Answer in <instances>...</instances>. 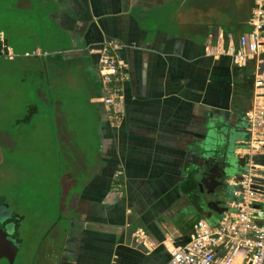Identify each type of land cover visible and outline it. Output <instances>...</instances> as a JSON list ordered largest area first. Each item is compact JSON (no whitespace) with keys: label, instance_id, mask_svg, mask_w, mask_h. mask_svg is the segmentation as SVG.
I'll return each mask as SVG.
<instances>
[{"label":"crops","instance_id":"0c3cea01","mask_svg":"<svg viewBox=\"0 0 264 264\" xmlns=\"http://www.w3.org/2000/svg\"><path fill=\"white\" fill-rule=\"evenodd\" d=\"M0 3L8 18L0 55L5 49L49 68L52 99L58 101L62 85L72 98L97 106L98 169L72 198L69 214L52 225L50 242L40 247L42 264H165L168 248L185 244L197 221L214 225L222 215L207 219L200 186L227 141L208 151L200 145L235 128L234 103L248 101L252 86L254 96L249 83L257 63L239 67L221 48L252 31L254 0ZM50 39L62 45L52 54L43 44ZM107 39L121 45L129 73L118 128L99 103L97 52ZM78 82L83 92H75ZM225 199L231 203L233 194Z\"/></svg>","mask_w":264,"mask_h":264},{"label":"rangeland","instance_id":"374dc122","mask_svg":"<svg viewBox=\"0 0 264 264\" xmlns=\"http://www.w3.org/2000/svg\"><path fill=\"white\" fill-rule=\"evenodd\" d=\"M4 17L0 11V30L8 28ZM43 44L49 54L62 46L52 39ZM2 50L0 221L11 220L6 229L18 247L15 264H42L40 247L50 242L52 225L69 214L72 198L98 169L97 106L72 98L62 85L58 101L52 99L49 68L44 72L35 59L12 58ZM77 89L83 92L79 82ZM0 264L8 262L0 259Z\"/></svg>","mask_w":264,"mask_h":264},{"label":"built area","instance_id":"2783aa9c","mask_svg":"<svg viewBox=\"0 0 264 264\" xmlns=\"http://www.w3.org/2000/svg\"><path fill=\"white\" fill-rule=\"evenodd\" d=\"M250 26L249 34L241 36L237 42L230 39L228 45L221 47L239 67H245L250 61L257 63L254 102L246 111L248 167L239 180L232 181L234 199L217 222L213 225L205 219L197 221L185 244L168 248L170 258L165 264H264V185L254 181L255 178L264 179V165L254 163L255 155L264 154V60L261 59L264 54V0H254ZM120 51L117 41L107 39L97 52L104 91L99 103L114 128H118L123 119L119 103L129 77Z\"/></svg>","mask_w":264,"mask_h":264},{"label":"flooded vegetation","instance_id":"af4514ba","mask_svg":"<svg viewBox=\"0 0 264 264\" xmlns=\"http://www.w3.org/2000/svg\"><path fill=\"white\" fill-rule=\"evenodd\" d=\"M252 99L253 93L251 94V97L248 99V101H239L234 103L233 113L231 115L234 116V119L236 120V123L234 124L235 128L226 129L223 127L225 130L223 132V135L225 136L224 138L227 141L228 150L225 153L214 155L211 158L210 163L208 164L207 172L211 173L214 179H216L213 182H209V189L213 187L214 184L218 185L215 190H209L206 186H202V200L200 204L204 209L203 211H205L208 220L213 219L215 215L220 212L223 213L227 209V201L225 198L229 195V181L233 178L236 179L239 174L242 173V168H244L246 171V168L248 167V162L246 163V166L242 164L245 159H249L248 153L245 154V156H240V154H238L237 152V149L247 150V148H249V125L246 119V111L252 105ZM233 133L239 134L236 141H232L230 139ZM229 155L235 158L238 165L235 173L232 176H229L228 173L225 172V169L229 167L227 163V158L229 157ZM261 160H263L262 162L264 164V158H262ZM245 171L240 175V177H242ZM208 173L206 175H208ZM219 181H221V183ZM1 208H3V206H1L0 209ZM9 221L10 220H7L5 222L0 221V229H3L7 233L8 231L6 229V226L9 224ZM8 238H10L9 234Z\"/></svg>","mask_w":264,"mask_h":264},{"label":"water","instance_id":"95a60500","mask_svg":"<svg viewBox=\"0 0 264 264\" xmlns=\"http://www.w3.org/2000/svg\"><path fill=\"white\" fill-rule=\"evenodd\" d=\"M262 158H264V154L255 155L254 159H257L256 164L264 165L262 162L263 160H261ZM214 180H216V179H214L212 174L208 173V175H205V178L203 179L200 187L206 186L209 189V186H208L209 182L210 181L213 182ZM254 181L259 182L262 185H264V179L255 178ZM219 182L221 183V181H219ZM217 186L218 185L214 184V186L211 187L209 190H215ZM256 205L258 206V208L261 207V205L258 203ZM1 206H3V204L0 203V207ZM224 253H225V251H224ZM17 254H18V247L15 245V243L13 241H11L8 238V233L6 231H4L3 229H0V259L7 260L8 264H15ZM220 256H223V254H221Z\"/></svg>","mask_w":264,"mask_h":264},{"label":"clouds","instance_id":"9594fccd","mask_svg":"<svg viewBox=\"0 0 264 264\" xmlns=\"http://www.w3.org/2000/svg\"><path fill=\"white\" fill-rule=\"evenodd\" d=\"M215 122H216L215 118H213L209 120L208 123L209 125H214ZM238 136H239L238 133H233L230 139L232 141H236ZM224 142H225L224 136L216 137L215 133H213V138L211 140L206 138L205 141L201 142L200 146L204 148L205 151H208V150H214L217 146H222ZM237 150L239 151L241 149H237ZM227 163L229 167L225 169V172L228 173L229 176H232L238 167L237 161L235 160L233 156L229 155V157L227 158ZM229 184H231V180L229 181Z\"/></svg>","mask_w":264,"mask_h":264},{"label":"trees","instance_id":"16d2710c","mask_svg":"<svg viewBox=\"0 0 264 264\" xmlns=\"http://www.w3.org/2000/svg\"><path fill=\"white\" fill-rule=\"evenodd\" d=\"M225 45H228V41H226V43H225ZM250 86H252L253 84H254V75H252V77H251V80H250ZM253 87V86H252ZM251 87V94L253 93V88ZM9 222H11V220L9 221ZM4 226V225H3Z\"/></svg>","mask_w":264,"mask_h":264}]
</instances>
